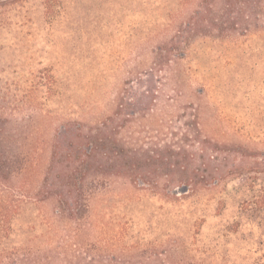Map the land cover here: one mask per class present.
Returning a JSON list of instances; mask_svg holds the SVG:
<instances>
[{
  "label": "rangeland",
  "instance_id": "374dc122",
  "mask_svg": "<svg viewBox=\"0 0 264 264\" xmlns=\"http://www.w3.org/2000/svg\"><path fill=\"white\" fill-rule=\"evenodd\" d=\"M204 1L0 0L2 140L27 159L13 180L21 194L61 186L67 152L85 149L80 130L109 117L134 156L174 146L186 150L179 162L190 174L202 162L198 118L204 136L264 156V9L252 3L250 15L217 0L207 23L188 30ZM235 164L230 157L219 188H174L179 200L161 195L163 179L142 191L94 176L89 230L75 238V225L55 218L56 202L26 204L10 246L62 254L58 264L73 260L71 246L115 264H264V219L244 217L253 193Z\"/></svg>",
  "mask_w": 264,
  "mask_h": 264
},
{
  "label": "trees",
  "instance_id": "16d2710c",
  "mask_svg": "<svg viewBox=\"0 0 264 264\" xmlns=\"http://www.w3.org/2000/svg\"><path fill=\"white\" fill-rule=\"evenodd\" d=\"M215 1L217 0H205L201 4L187 24L188 30L193 31L197 26L207 23V17L209 18L213 11L210 4ZM226 1L228 6L240 2L242 5L237 7L240 13L249 12L250 15L255 13L253 6L255 3L264 9L263 5L261 6L264 0ZM113 122L114 118L109 117L97 126L80 130L84 135L85 149L81 144L67 152L68 165L67 170H64L65 175L62 178L64 181L61 186L58 187L57 181H54L50 189H40L34 194H21L13 185V180L27 170L25 166L27 159L22 154H13L4 145L2 135L5 128L0 117V264H58L57 261L61 259L62 254L41 255V252H35L31 247L10 246L14 243L13 222L21 215L23 205L53 201L57 203L54 210L55 218L75 225L74 237L78 238L81 233L89 230V225L85 223L90 219L89 203L95 193L94 187L90 186L94 176L105 179L123 178L136 190L142 191L158 190L163 179L165 190L160 192L161 195L179 200L180 196L173 190L174 188L184 189V196L219 188L229 178L223 171L224 166L230 157L235 156L233 175L240 178L242 190L247 189L253 193L251 199L244 200L243 215L252 221L264 219V202L261 201L260 192L255 188L259 180L258 176L264 174V156L258 152L242 147L237 149L235 145L221 144L204 136L198 118L195 124L194 142L198 145V155L202 162L195 169L194 174H190L189 169L179 162V157L183 153L186 154V150L180 149L179 153H174V146H166L161 153L153 150L149 153L155 156H148L144 150L134 156L127 144L116 138ZM56 156L57 152L54 154V159ZM161 165L167 171L165 176L157 175L149 169L151 166ZM173 169L180 172H175ZM55 187L59 189L55 190ZM77 248L78 246H71V249H75V255L69 264H115L114 259L105 260L97 255L91 256L82 252L81 248Z\"/></svg>",
  "mask_w": 264,
  "mask_h": 264
}]
</instances>
